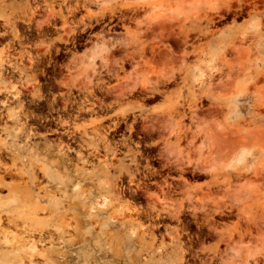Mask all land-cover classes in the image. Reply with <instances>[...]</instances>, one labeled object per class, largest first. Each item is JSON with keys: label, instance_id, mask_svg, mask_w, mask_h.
I'll return each mask as SVG.
<instances>
[{"label": "clouds", "instance_id": "clouds-1", "mask_svg": "<svg viewBox=\"0 0 264 264\" xmlns=\"http://www.w3.org/2000/svg\"><path fill=\"white\" fill-rule=\"evenodd\" d=\"M0 264H264V0H0Z\"/></svg>", "mask_w": 264, "mask_h": 264}, {"label": "flooded vegetation", "instance_id": "flooded-vegetation-1", "mask_svg": "<svg viewBox=\"0 0 264 264\" xmlns=\"http://www.w3.org/2000/svg\"><path fill=\"white\" fill-rule=\"evenodd\" d=\"M53 71H55V70H53Z\"/></svg>", "mask_w": 264, "mask_h": 264}]
</instances>
